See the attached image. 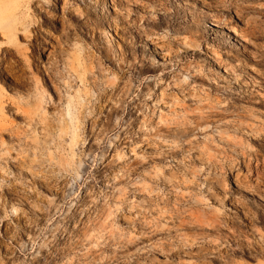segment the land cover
Segmentation results:
<instances>
[{"label": "rangeland", "instance_id": "374dc122", "mask_svg": "<svg viewBox=\"0 0 264 264\" xmlns=\"http://www.w3.org/2000/svg\"><path fill=\"white\" fill-rule=\"evenodd\" d=\"M0 264H264V0H0Z\"/></svg>", "mask_w": 264, "mask_h": 264}, {"label": "bare ground", "instance_id": "6f19581e", "mask_svg": "<svg viewBox=\"0 0 264 264\" xmlns=\"http://www.w3.org/2000/svg\"><path fill=\"white\" fill-rule=\"evenodd\" d=\"M211 26H215L217 27L218 25L216 23H211ZM231 32V31H230ZM186 48H189L188 45H185ZM161 56H159L160 58L162 59H166V58H169L167 53L165 51L161 52ZM108 57V55L106 54V58Z\"/></svg>", "mask_w": 264, "mask_h": 264}]
</instances>
